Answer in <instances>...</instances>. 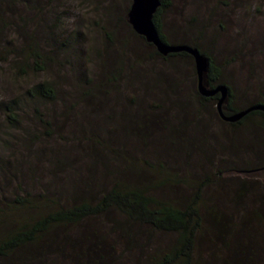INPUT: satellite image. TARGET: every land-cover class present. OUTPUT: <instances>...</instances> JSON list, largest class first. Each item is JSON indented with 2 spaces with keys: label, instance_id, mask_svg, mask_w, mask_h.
Masks as SVG:
<instances>
[{
  "label": "rangeland",
  "instance_id": "374dc122",
  "mask_svg": "<svg viewBox=\"0 0 264 264\" xmlns=\"http://www.w3.org/2000/svg\"><path fill=\"white\" fill-rule=\"evenodd\" d=\"M4 1L3 53L34 47L52 60L42 72L31 71L25 77L14 74L9 65L13 59L0 62V102L16 97L28 101L25 91L43 81L51 82L57 98L55 104L37 105L53 125L48 136L33 134L37 129L32 104H22L18 132H7L0 112V139L13 147L3 154L16 169L10 179L0 177V190L12 194L17 185L12 179H24L22 172L34 192L40 190L30 180L46 190H61L53 178L64 171L53 165V157L62 152L73 165V175L83 180L90 172L84 150L93 146L89 140L95 145L99 141L107 148L95 149L98 162L93 171H105V185L127 158L160 163L190 182L208 178L206 204L249 223L240 236L252 242L256 264H264V228L258 220L264 206V169L259 168L264 164V119L255 116L231 127L219 118L217 105L200 107L193 62L178 58L166 62L155 56L127 21L132 0H83L80 14L74 0ZM171 4L161 17L163 35L171 41L192 40L209 54L230 88L226 103L242 109L264 101V0H171ZM175 193L188 196L191 189L178 185L168 191L172 197ZM89 225L84 236L92 229L105 233L110 223L98 220L95 228ZM132 233L130 244L137 249L120 264H147L152 247L172 240L143 228ZM122 238L114 240L128 245ZM114 240L110 242L119 248Z\"/></svg>",
  "mask_w": 264,
  "mask_h": 264
},
{
  "label": "trees",
  "instance_id": "16d2710c",
  "mask_svg": "<svg viewBox=\"0 0 264 264\" xmlns=\"http://www.w3.org/2000/svg\"><path fill=\"white\" fill-rule=\"evenodd\" d=\"M160 2L153 22L162 41L199 49L210 62L205 82L211 88L219 85L228 87L220 76L219 68L215 67L209 54L198 44L184 39L171 41L163 35L161 17L172 4L171 0ZM3 3L5 1L0 0V6ZM132 31L137 35L133 29ZM139 37L152 47L155 56L163 61L178 58L191 60L194 64L193 57L186 52L164 57L144 37ZM10 59L14 61L9 65L12 63L14 74L19 77H25L31 71L42 72L45 69L44 64L52 60L34 47L23 52H12L10 55L0 51V62L8 63ZM84 79L86 80V75ZM196 94L200 107L217 105V96L204 97L198 89ZM23 97L28 101L16 97L0 102V112L4 115L3 126L7 128V132L20 131L22 104H32L37 129L33 134L37 132L38 135L48 136L53 125L39 111L37 105L55 104L57 97L54 86L48 81L39 82L28 88ZM256 105H264V101L248 108ZM248 108L238 109L232 107L229 102L223 107V113L231 116ZM255 116L264 119V112L252 111L234 123L225 122L220 116L219 118L229 126L237 127ZM40 138L42 137L35 141L38 142ZM89 141L93 146L84 150L87 154L84 159L90 160L85 167L90 171L85 179H76L73 175V165H70L67 155L62 152L53 157V165L62 167L61 170L64 171L62 176L54 175L53 178L56 180L55 187L58 181L62 191L46 190L42 185H36L37 182L30 180L40 190L34 192V188H30L28 182L25 183L23 172L24 179L18 176L12 179L17 180L12 194L0 190V264H120L125 256L128 257L137 249L130 244L132 232L136 228L172 239L166 244L164 242L152 247L145 258L147 264H256V251L252 242H245L240 236L241 232L250 226L249 223H245L242 218L236 219L231 213L220 211L216 206L206 204L208 201L203 191L210 184L208 178L200 183L190 182L187 177H181L160 163L154 164L146 160L137 163L127 158L123 159L122 167L114 169L116 176L105 185V171H93L98 162L93 154L96 150L104 152L107 146L99 141L97 145L94 140ZM8 144L9 142H5L4 146V140L0 139V177L4 178L16 170L14 167L12 169L9 159L3 154L13 149ZM114 154L121 156L120 152ZM259 168L264 169V164ZM178 185H187L191 193L188 196H179L176 193L173 197L169 195L168 191ZM261 202L264 204V196ZM98 220L110 223L108 231L101 233L92 229L84 236L83 232L90 226L89 223L91 228H95ZM258 220L264 228V206L258 214ZM122 237L127 239L128 245L114 240L123 239ZM111 238L120 243L119 248L117 244L110 242ZM121 247L123 250L120 251Z\"/></svg>",
  "mask_w": 264,
  "mask_h": 264
},
{
  "label": "water",
  "instance_id": "95a60500",
  "mask_svg": "<svg viewBox=\"0 0 264 264\" xmlns=\"http://www.w3.org/2000/svg\"><path fill=\"white\" fill-rule=\"evenodd\" d=\"M161 5L160 0H132L129 12L127 14V21L132 29L139 36L153 45L162 56L166 57L170 54L186 52L193 57L195 71L197 74V89L200 95L211 98L219 94L217 102V111L222 120L229 123H234L241 120L248 113L258 110L264 112V105L252 106L244 111L226 116L223 113L222 106L226 105L228 100V87L219 85L215 88H209L205 82V75L208 71L210 62L197 48L187 45H171L165 43L160 38L159 32L153 22V17Z\"/></svg>",
  "mask_w": 264,
  "mask_h": 264
},
{
  "label": "clouds",
  "instance_id": "9594fccd",
  "mask_svg": "<svg viewBox=\"0 0 264 264\" xmlns=\"http://www.w3.org/2000/svg\"><path fill=\"white\" fill-rule=\"evenodd\" d=\"M74 3L76 5V12L77 14H80L84 11V4L83 0H74ZM15 37H12L11 39H14Z\"/></svg>",
  "mask_w": 264,
  "mask_h": 264
},
{
  "label": "flooded vegetation",
  "instance_id": "af4514ba",
  "mask_svg": "<svg viewBox=\"0 0 264 264\" xmlns=\"http://www.w3.org/2000/svg\"><path fill=\"white\" fill-rule=\"evenodd\" d=\"M208 87L211 88V86L207 83ZM215 96H217L219 98V94H216Z\"/></svg>",
  "mask_w": 264,
  "mask_h": 264
}]
</instances>
